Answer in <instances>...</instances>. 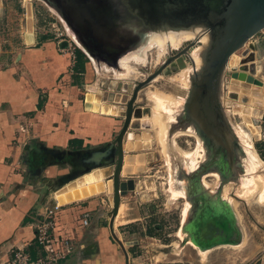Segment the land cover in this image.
Listing matches in <instances>:
<instances>
[{
	"label": "crops",
	"instance_id": "0c3cea01",
	"mask_svg": "<svg viewBox=\"0 0 264 264\" xmlns=\"http://www.w3.org/2000/svg\"><path fill=\"white\" fill-rule=\"evenodd\" d=\"M258 42L257 36L251 39L260 50ZM37 44L38 38L30 32L24 33L12 49L0 48V264H10L16 251L44 256V250L34 242L36 223L54 203L56 191L71 182L72 173L84 174L98 164L110 163L104 152L123 123L127 97L123 87L108 80L101 69L93 73L88 63L77 78L72 74L73 60L68 52H60L51 41ZM261 93L264 98V85ZM135 130L128 131L134 139L125 144L126 154H135L137 161L128 175H121V180L134 179V191L121 199L112 226L121 243L133 240L135 234L121 230L142 222L146 211L143 204L157 199L145 175L153 156L137 153L139 133ZM141 167L144 170L135 174ZM200 178L195 177L199 185ZM93 184L98 191L100 185ZM172 201L180 202L181 222L186 198ZM111 207L112 198L106 193L80 197L61 206L55 214L48 249L61 255L57 264H125L124 254L109 230ZM136 241L138 245L125 248L129 264H191L181 261V254L151 234L144 233ZM63 243L69 246V255H62ZM184 243L189 245L186 240Z\"/></svg>",
	"mask_w": 264,
	"mask_h": 264
},
{
	"label": "water",
	"instance_id": "95a60500",
	"mask_svg": "<svg viewBox=\"0 0 264 264\" xmlns=\"http://www.w3.org/2000/svg\"><path fill=\"white\" fill-rule=\"evenodd\" d=\"M43 1L52 6L58 17L65 20L67 16L76 32L89 35L88 40L77 35L75 38L95 55V60L99 53L106 58L113 56L114 47L110 44L109 48H105L102 36L103 32L111 27L110 7H114L115 3L110 0H91L83 6L84 0ZM134 2L143 4L144 0H134ZM147 3L151 15L157 12L158 17L161 15L165 17L168 27L201 26L205 32L199 38L183 44L176 50L167 49V57L157 70L143 81L136 82L129 98H124L121 129L104 152V157L110 158V163L98 164L84 174L72 173L69 176L71 182L55 193L56 203L63 206L80 198L76 189L85 186L86 183L91 184L90 181L94 179L100 185L97 194L106 193L111 196L112 207L108 213L109 230L124 254L125 264H129L125 248L138 245V241L121 243L114 235L112 226L118 214L121 199L134 191V179L121 180V175L122 172L128 175L131 166L137 161L135 154H126L125 141H133L134 135L128 131L138 127L132 125V121L141 115L139 110L141 107L136 105L138 93L169 67H175V64H178L179 68L176 67L173 71H179L189 66L191 68L190 86L181 111H184L186 117L189 116L195 120L197 135L200 136L201 133L209 138L216 145L214 157L220 152L223 155V162H226L228 166H231L235 159L237 162L240 161L237 157L239 150L236 147L239 139L233 126L242 125L243 122L250 123L249 117L256 118L264 110V98L261 93L264 77L260 74L261 68L257 60L259 50L256 44L251 43V39L264 30V0H147ZM72 11L76 12L75 15ZM206 35L208 44L202 55V66L196 69L189 54L202 46L201 38ZM262 129L264 130V124ZM143 170L141 167L140 170L135 171V174ZM194 175L200 177V172ZM94 194L96 192L86 196ZM197 195L199 196L198 193L195 196ZM200 209L203 210L198 208V213L191 218L192 223L194 221L198 223L200 217L204 215ZM197 223L195 226L198 225ZM201 223V226H204L202 230L204 233L201 232L202 238H205V232H208L213 234V237L209 238L215 239L211 243L216 244L222 239L216 221L204 219ZM198 231L195 232L194 239L200 246ZM218 237H220L219 240Z\"/></svg>",
	"mask_w": 264,
	"mask_h": 264
},
{
	"label": "rangeland",
	"instance_id": "374dc122",
	"mask_svg": "<svg viewBox=\"0 0 264 264\" xmlns=\"http://www.w3.org/2000/svg\"><path fill=\"white\" fill-rule=\"evenodd\" d=\"M30 32L37 38H47L51 42L56 43L60 52L73 51L75 61L78 57L76 50H79L83 54V61L89 64L92 72L94 73L97 68V70L101 69L102 74H106L108 80H112L123 87L122 89L127 98H129L135 83L143 81L149 74L157 70L168 54L167 50L159 56L155 55L154 51H150L145 55L144 62L138 64L130 61L128 62V70L125 69L124 72L118 70L120 72L119 75H115L112 70V68H116L115 57L108 56L106 58L99 53L94 61L89 59L77 47L74 36L77 35L88 40L89 35L76 32L70 25V20L67 16H65V20L58 17L41 0H0V48L12 49L16 43L21 42V36L24 33ZM257 37L260 49L257 53V60L261 68L260 74L264 77V32H260ZM73 68L72 74L74 76ZM176 74H178L177 71L161 74L138 93L136 105L141 107L139 108L141 115L133 121V125L138 126L135 131L139 133L137 144L140 147L136 151L140 155H148V157L152 155L153 159L155 158L153 160L150 157V162H147L148 166L146 168H148V171L145 175L148 176V188L153 194L155 193L157 199L151 200L145 205L143 204L146 211L145 219L142 222L127 226L128 228L121 230V233L134 232L133 240L139 239L144 233L151 234L157 241L170 247L172 252L177 251V253L181 254V261L185 262L188 260L191 264H264V151L259 141L261 131H263L264 110L256 118L249 117L250 123L243 122L240 125V128L245 131H250L252 151L260 161V167L255 169V171L244 172L242 166L246 163L237 162L235 159L231 166L227 165L223 168L220 178L214 175L204 178L207 184L210 185L208 187L213 190L215 188L219 199L213 200L209 195H205L203 192L199 194L201 191H198L199 196L194 201V207L197 210L203 203V210H200L204 215L200 217L198 223L196 222L198 225H194V229L196 232L199 230L197 234L199 245L202 247L208 246L203 249L205 253H201L191 243L188 234L182 230L183 219L186 214V202L181 212L180 223V202L172 200L177 197L184 198V196L177 191L174 199L170 196L173 192L172 169L174 164L170 165L168 160L171 159L173 163L177 161V155L175 157L171 155L170 150L173 147L175 150L180 149L193 154L194 158H196L195 153L199 155L202 149H199L197 153L198 140L195 136L175 135L172 125L170 126V123H168L167 115L169 113L167 114L166 109L160 110L164 121H168L163 130V144L157 134L159 129L155 123L157 114L153 110V105L145 97L146 91L150 93L157 92L164 105H168V109L170 108V103H174L178 99L183 102L184 98L187 97L188 91L179 83L173 81V77ZM177 150L176 153L178 154ZM200 157L201 155H199ZM251 178H254L256 182H252L250 186H245L244 182L251 181ZM258 178L261 180H258ZM191 184L201 188L197 180H192ZM225 201H227V204H225ZM134 208L136 213V206ZM201 219L216 221V225L222 235V239L219 240L220 237H218L219 241L216 244L211 243L215 239L209 238L210 236L213 237V234L205 232V238L201 237V232L204 228V226H201ZM184 240L195 250L186 245ZM122 242L127 241L123 240ZM138 251L139 249L135 252L137 253Z\"/></svg>",
	"mask_w": 264,
	"mask_h": 264
},
{
	"label": "bare ground",
	"instance_id": "6f19581e",
	"mask_svg": "<svg viewBox=\"0 0 264 264\" xmlns=\"http://www.w3.org/2000/svg\"><path fill=\"white\" fill-rule=\"evenodd\" d=\"M89 1L91 0H84L83 6H86ZM110 1L112 3H115L114 7H110L109 15H111V18L109 19V21L111 27L103 32L102 37L103 41L105 42V48H109L110 44H112V46L114 47L113 56L115 55L116 57V68H112V70L115 72V75H119L120 72L118 70H122L124 72L125 69L128 68V62L130 61L138 64L144 62L145 55L150 51H154L155 55H162L167 49L176 50L181 45L199 38V36H201L205 32L204 28L201 26H190L185 28L168 27L165 23V17H163L162 15L158 17L157 12H155L154 15H151V13L149 12V4L147 3V0H144L143 4H136L134 0ZM47 6H49L50 10L54 14H56L52 6H50L49 4H47ZM72 12L73 14L76 13L74 11ZM74 39L76 40L77 47L80 48V50L84 54L89 56L91 60H95V55L92 54V52L88 48L83 47L80 41L78 42L77 38H75V36ZM200 42L202 46L192 50L189 54L190 58L194 61L196 69H200L202 66V55L204 53V48L208 44V36H203ZM115 47H117L118 49H116ZM176 67L179 68V65L175 64V67H169L164 71V73L166 74L170 71H173L176 69ZM190 69L191 68L187 66L185 69L177 71L178 74L173 77V81L186 88V91H188L190 86ZM159 96L160 95L157 92L150 93L149 91H146L145 93L147 101H149L153 105V110L157 114L155 116V123L159 127L157 134L163 144V130L166 122L168 121H164L162 117L163 115L161 114L160 110L166 109L167 114L169 113V115L166 114L169 119L168 123H170V126L172 125L171 127L175 130V135L195 136L198 140L197 153L199 149H202V152L199 154L201 155V157L199 158V162L197 160H194L196 158L198 159V157H196L199 156L198 154L195 153L196 158H194V156H192L193 154L188 153L187 151L176 149L178 151L177 154L174 147L170 150L171 155H173L174 157L177 155V158L180 156V160H177L174 163L171 161V159L166 160L169 161L167 162L170 165L174 164L172 169L173 192L171 190L172 194L170 196L172 198H175L177 191L182 196H184V198H186V214L183 219L182 230L184 231V233L188 234V238L191 243L196 248H198L201 253H205V250H203L205 247L201 248L200 246H198L194 239L196 231L194 229L191 218H194L195 214L198 213V209L196 210V208L194 207V201L196 198H198V195H195L198 193V191L201 190L200 193L203 192L205 195H209L211 199H219V197H217L218 193L215 188L213 190L211 189V187H208L209 184H207L204 178L206 176L213 175L217 178H220L222 175V169L226 167L227 164L226 162H223V155L220 154V152H218L217 156L214 157L213 152L215 151L216 145H214V143L211 142L209 138L201 133L200 136L197 135V126L195 120L189 116L186 117L184 111H181L184 106L183 102L178 99L174 103H170V108L168 109V105H164V102L160 100ZM233 130L239 139V142L236 145L237 149L239 150L237 157L240 160L239 162L246 163L242 166L243 171H255V169L260 167V161L256 158L255 154L252 151L250 131H245L244 129L240 128V124H235V126H233ZM198 171L200 172L201 177L200 189L191 184L192 180L196 181L194 177L196 175L193 176L191 174H195ZM190 176H193V178H189ZM258 180L261 179L258 178ZM252 182H256V180L254 178H251V181L249 180L247 182H244V184L245 186H250ZM93 183L96 184L94 179H92L91 184H87V186H81L80 188H77L76 192L81 197H85L86 195L93 194L95 192L97 193V190L94 191V188H92L95 186ZM87 187H91L89 188L90 190H88ZM168 192L170 193V191ZM225 204H227V201H225ZM202 206L200 207L202 208Z\"/></svg>",
	"mask_w": 264,
	"mask_h": 264
},
{
	"label": "built area",
	"instance_id": "2783aa9c",
	"mask_svg": "<svg viewBox=\"0 0 264 264\" xmlns=\"http://www.w3.org/2000/svg\"><path fill=\"white\" fill-rule=\"evenodd\" d=\"M264 32V30L262 31ZM69 55L72 57L73 63L72 68L75 65V56L74 52L69 50ZM71 68V70H72ZM261 148L264 151V130L261 131L260 139ZM61 206L54 201L51 206L45 208L41 220L35 225V243L42 248L45 252L44 256L33 257L27 252L16 251L13 253L12 260L10 264H57L58 260L61 258V255L56 252H50L49 246L52 242V238L55 230V214L60 210ZM86 221H83V224L86 225ZM64 255H69L71 250L66 243H63Z\"/></svg>",
	"mask_w": 264,
	"mask_h": 264
},
{
	"label": "trees",
	"instance_id": "16d2710c",
	"mask_svg": "<svg viewBox=\"0 0 264 264\" xmlns=\"http://www.w3.org/2000/svg\"><path fill=\"white\" fill-rule=\"evenodd\" d=\"M46 41H50V40H48L47 38H38V44L37 45H40L41 43L46 42ZM76 54H78V57H77V59L75 61V66L73 68V73H75V75L77 77H79L85 71L84 66L86 64V61H83V54L79 50H76ZM34 242H35V238H34ZM35 246H38V245H35ZM37 248H39V246Z\"/></svg>",
	"mask_w": 264,
	"mask_h": 264
},
{
	"label": "flooded vegetation",
	"instance_id": "af4514ba",
	"mask_svg": "<svg viewBox=\"0 0 264 264\" xmlns=\"http://www.w3.org/2000/svg\"><path fill=\"white\" fill-rule=\"evenodd\" d=\"M177 75V74H176Z\"/></svg>",
	"mask_w": 264,
	"mask_h": 264
}]
</instances>
